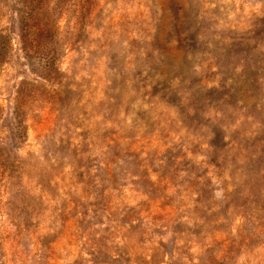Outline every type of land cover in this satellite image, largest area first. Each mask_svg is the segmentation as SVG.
<instances>
[{
  "label": "rangeland",
  "instance_id": "obj_1",
  "mask_svg": "<svg viewBox=\"0 0 264 264\" xmlns=\"http://www.w3.org/2000/svg\"><path fill=\"white\" fill-rule=\"evenodd\" d=\"M0 264H264V0H0Z\"/></svg>",
  "mask_w": 264,
  "mask_h": 264
}]
</instances>
